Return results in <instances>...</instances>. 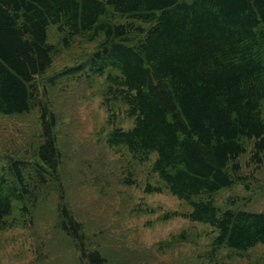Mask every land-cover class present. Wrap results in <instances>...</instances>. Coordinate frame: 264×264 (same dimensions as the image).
Listing matches in <instances>:
<instances>
[{"label":"trees","instance_id":"1","mask_svg":"<svg viewBox=\"0 0 264 264\" xmlns=\"http://www.w3.org/2000/svg\"><path fill=\"white\" fill-rule=\"evenodd\" d=\"M100 36L84 59L46 75L60 47ZM88 72L105 76L107 145L137 163L154 154L150 173L162 185L143 190H167L190 207L162 218L211 228L182 229L165 245L197 246L203 235L209 260L264 248V210L241 208L237 196L216 203L223 189H250L247 171L264 164V0H0V113L36 109L40 124L28 151L0 158V229L21 223L17 213L32 223L56 195L54 226L78 264H139L87 237L64 201L55 89ZM121 108L132 119L126 129Z\"/></svg>","mask_w":264,"mask_h":264},{"label":"rangeland","instance_id":"2","mask_svg":"<svg viewBox=\"0 0 264 264\" xmlns=\"http://www.w3.org/2000/svg\"><path fill=\"white\" fill-rule=\"evenodd\" d=\"M48 38L57 39L54 26L49 27ZM100 38L88 41L76 37L68 47H60L46 75L84 59ZM87 74L81 81L72 78L69 83H58L54 99L63 153L64 201L82 223L87 237L105 251L107 246L129 251L139 264H264V256L257 258L263 247L251 250L248 258H229L223 252L209 260L204 254L208 238L203 235L197 246L165 245L172 234L182 229L199 233L211 228L183 217L162 218L166 212L187 211L190 207L167 190H143L147 182L162 185L150 173L154 154L149 161L137 163L123 147L107 145L111 126L107 123L105 76ZM123 109H116L115 116L117 126L126 129L132 126V119L125 116ZM38 116L36 109L24 114L0 113L1 159L28 151L40 131ZM251 169L244 180L250 189L239 184L223 189L216 203L223 205L229 196H237L241 204L248 205L241 208L264 210V164L252 172ZM127 177L135 183H125ZM57 200L56 195L51 196L50 203L40 207L32 223L25 224L17 213L21 223L0 229V264H78V253L70 240L54 226Z\"/></svg>","mask_w":264,"mask_h":264}]
</instances>
